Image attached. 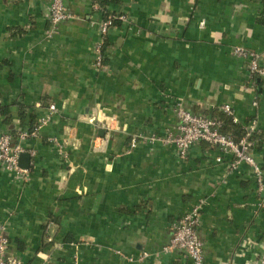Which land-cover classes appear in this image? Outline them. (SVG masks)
<instances>
[{"label":"crops","instance_id":"0c3cea01","mask_svg":"<svg viewBox=\"0 0 264 264\" xmlns=\"http://www.w3.org/2000/svg\"><path fill=\"white\" fill-rule=\"evenodd\" d=\"M51 1L0 0V106L22 128L56 107L19 141L34 151L23 175L0 168L8 255L24 264H192L162 248L200 204L203 264H258L264 208L252 168L229 172L232 156L205 141L181 157L164 138L178 132V103L208 117L228 104L241 125L255 121L264 184V80L233 53L264 58V0H109L104 10L63 0L72 18L56 28ZM107 12L127 21L108 29L98 67ZM8 131L0 115V134Z\"/></svg>","mask_w":264,"mask_h":264},{"label":"built area","instance_id":"2783aa9c","mask_svg":"<svg viewBox=\"0 0 264 264\" xmlns=\"http://www.w3.org/2000/svg\"><path fill=\"white\" fill-rule=\"evenodd\" d=\"M47 15L48 22L53 28H56L61 22L72 18L63 0H52L47 7ZM114 20L126 22L127 17L121 14H115L109 15L101 20L99 28L102 34V41L96 48L95 59V64L98 67L102 65L104 57L102 53L104 37ZM233 53L237 57L248 60L247 68L252 77L257 76L264 80V58L241 47L233 49ZM55 110V105L50 104L48 106V112L41 116L31 129H19L17 134L18 142L16 143L13 142V136L10 133L4 132L0 134V168L16 175H23L25 170L19 167L18 158L20 153L26 152L27 150L19 141L36 136L38 131L51 120V116L55 113ZM221 111L230 115L233 121L237 122L233 118L232 109L228 104L222 105ZM175 112L179 119L178 132L166 135L164 142L173 145L177 154L185 157L193 144L205 141L217 147L222 153H227L232 156L226 163L229 172L238 169L241 163L247 164L252 168L257 189L262 194L259 198L258 205L264 208L263 174L252 154L254 144L252 136L255 134V121L251 120L247 124H244V135L239 140H235L231 135L221 131L220 127L222 122L215 117L191 113L184 109L180 103L176 106ZM52 141L57 144L56 139H52ZM135 145L136 140H133L131 147ZM29 152L33 154L34 151ZM215 160L222 162L220 156L216 157ZM200 209V204H197L174 222L172 236L168 244L162 248L164 252L172 250L181 251L186 258L191 260L192 264H203V242L197 230L200 221ZM8 246V238L0 234V264H24L20 258L8 255ZM258 264H264V255L259 258Z\"/></svg>","mask_w":264,"mask_h":264},{"label":"trees","instance_id":"16d2710c","mask_svg":"<svg viewBox=\"0 0 264 264\" xmlns=\"http://www.w3.org/2000/svg\"><path fill=\"white\" fill-rule=\"evenodd\" d=\"M95 2L99 5L100 9L104 10V6L108 4L109 0H96ZM109 15L110 14L108 12L105 13L104 18H106ZM118 22H120V21L114 20L112 23V26H114ZM103 42L104 43L102 46V53L104 52V47L107 45L106 37H104ZM103 60H104V57H103ZM253 77H255V76H253ZM221 112H222V114H220L219 117H215L222 122L221 127H220L221 131L225 134L231 135V137L234 138L235 140H239L245 133L243 125H241L238 122H234L230 115H227L223 111H221ZM0 115L3 116L4 122L6 124H9V131L7 133H10L13 136V139L16 141L18 131H19V129L22 128L21 122L18 124V126H14V124H12L11 113H10L8 107L0 106ZM30 119L31 120H30L29 124L31 126L29 129H31L37 122V121H34L33 115ZM254 135L252 136L253 139L255 137Z\"/></svg>","mask_w":264,"mask_h":264},{"label":"water","instance_id":"95a60500","mask_svg":"<svg viewBox=\"0 0 264 264\" xmlns=\"http://www.w3.org/2000/svg\"><path fill=\"white\" fill-rule=\"evenodd\" d=\"M30 156L27 152H22L18 158V165L20 168L26 169L29 167Z\"/></svg>","mask_w":264,"mask_h":264}]
</instances>
